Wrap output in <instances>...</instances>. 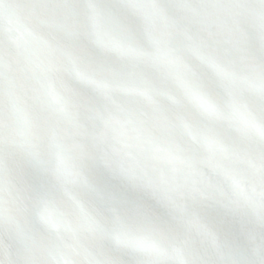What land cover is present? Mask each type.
I'll use <instances>...</instances> for the list:
<instances>
[{
	"label": "clouds",
	"instance_id": "1",
	"mask_svg": "<svg viewBox=\"0 0 264 264\" xmlns=\"http://www.w3.org/2000/svg\"><path fill=\"white\" fill-rule=\"evenodd\" d=\"M95 3L0 0V264H264V0Z\"/></svg>",
	"mask_w": 264,
	"mask_h": 264
},
{
	"label": "snow or ice",
	"instance_id": "2",
	"mask_svg": "<svg viewBox=\"0 0 264 264\" xmlns=\"http://www.w3.org/2000/svg\"><path fill=\"white\" fill-rule=\"evenodd\" d=\"M85 7L92 10L94 16H98L100 14L101 10L99 9L98 5L95 3V0H86ZM220 10L223 12H227L228 6H226V5L222 6ZM65 264H67V262H65Z\"/></svg>",
	"mask_w": 264,
	"mask_h": 264
}]
</instances>
